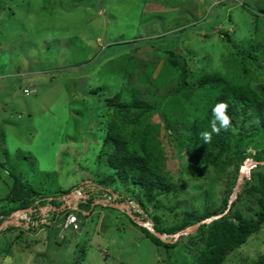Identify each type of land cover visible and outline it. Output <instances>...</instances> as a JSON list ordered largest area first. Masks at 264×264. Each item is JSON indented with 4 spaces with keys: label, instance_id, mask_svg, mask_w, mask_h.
<instances>
[{
    "label": "rangeland",
    "instance_id": "1",
    "mask_svg": "<svg viewBox=\"0 0 264 264\" xmlns=\"http://www.w3.org/2000/svg\"><path fill=\"white\" fill-rule=\"evenodd\" d=\"M11 8L14 15L0 23V214L6 216L18 208L7 199L14 181L10 173L45 196L91 180L125 197L142 195L115 176L108 181L112 174L107 157L101 167L97 165L105 144L95 119L99 100L93 91L104 88L103 95V90L99 93L103 108L99 116L106 122L107 99L123 86L128 64L134 59L159 62L161 57L144 47L122 51L130 50L129 43L136 48L140 40L175 35L171 39L196 77L204 71L233 76L229 58L236 46L260 43L264 50V16L258 14L264 0H14ZM161 65L151 81L159 80ZM143 70L144 64L133 70L129 76L133 84L151 82L145 81ZM256 75L264 83V73ZM152 122L163 126L162 113H156ZM246 129L255 131L250 124ZM258 137L257 145L264 149V132ZM160 139L175 189L144 214L156 212L162 229L179 226L187 213L202 217L207 209L219 213L200 225L257 211V200L243 193L257 166H241L234 186L214 169L193 177L185 171L186 158L178 155L166 133ZM95 211L88 220L78 216L83 222L79 236L67 231L61 237L54 226L36 236L0 232V264L193 263L199 232L192 238L177 233L172 239L178 247L166 249L155 245L119 210L98 206ZM262 255L264 228L229 254L224 264H251Z\"/></svg>",
    "mask_w": 264,
    "mask_h": 264
},
{
    "label": "trees",
    "instance_id": "2",
    "mask_svg": "<svg viewBox=\"0 0 264 264\" xmlns=\"http://www.w3.org/2000/svg\"><path fill=\"white\" fill-rule=\"evenodd\" d=\"M13 1L0 0V23L6 22L10 16L14 15V10L11 8ZM248 12L254 16L257 15L250 10ZM258 14L264 16V9L259 10ZM174 36L140 40L136 42L138 43L136 48L132 47V44H135L132 42L129 43L130 50H122L131 53L135 49L150 48L152 51L150 53L154 57L155 51L160 53L161 57L159 62H155L153 58L148 61L134 59L128 64L124 71L123 86L114 97L107 99L108 105L105 110L110 114L106 116L109 117L106 122L105 120L100 121L101 116H99L103 109L100 105L101 94L99 93L103 90V95L104 88H97L93 91L96 99L99 100L96 102V106H99L95 119L98 120L99 129L104 134L105 147L107 145L110 147L106 150L104 147L100 151L97 165L101 167L102 159L107 157L106 166L112 174L108 181L113 182L115 177L119 178L135 190L141 191L142 195L125 197L116 189H110L105 184L91 180L95 184V190L88 192V199L81 204L80 209L89 211L88 216H84L88 219L94 214L97 196L108 189L111 191L107 192L118 198V203L130 199L144 212L150 206H155V202L160 197L171 194L175 185L169 172L166 171V153L160 139L162 132L166 133L175 144L178 155L186 158L185 171L193 177L214 169L217 173L229 177L231 185L234 186L239 178L241 166H244L247 160H251L258 165L253 172L254 179L246 180L243 193L247 198L257 200L259 205L257 211L248 217L237 212L232 217L225 216L214 220L209 225H201L196 231V233L199 232V238L192 264H224L229 254L241 249L252 236L259 234L264 228V171L262 170L264 166L261 165L264 163V149L257 145L259 133L264 132V83L256 75V73L259 75L264 73V50L260 43L236 46L234 54H230L229 58L233 76H226L219 71L214 73L204 71L196 77L189 61L179 49H176L177 45L171 39ZM158 43H160L159 46H157ZM119 46H124V44ZM61 47L59 45V48ZM61 49L63 51V47ZM160 63L162 65L158 72L159 80H152L153 84H151L152 75H155ZM141 64H144L145 81H151L144 86L133 84L129 77L133 70H138ZM161 89L166 92L160 94L158 90ZM199 100L203 104H200ZM219 103L227 104L230 123L219 133H212V141L206 144L201 133L212 132L213 108ZM158 112L162 113L163 126L152 122ZM249 124L255 127V131L249 132L246 129ZM182 128L185 129L183 132H181ZM249 149H253L252 153L248 152ZM10 174L14 181L7 199L16 204L17 209L28 208L38 198L46 197L30 188L26 182L13 173ZM53 204L58 206L56 201ZM112 206L114 207L112 209H117L114 204ZM109 208L111 207L107 205L106 209ZM218 213L208 209L202 217L187 213L179 226L168 230L162 229V219L156 212L150 213L148 218L153 221L154 231L157 234H176ZM1 215L6 216L7 213ZM77 215L83 216L81 212ZM135 221L134 219L131 222L137 226ZM82 226L83 222L79 219V230ZM140 229L158 247L166 249L178 247V243L173 244L171 239L163 242L147 229L141 227ZM8 230L13 232L15 228ZM70 231L74 233L73 229ZM195 242L189 239V243L194 244ZM251 264H264V255Z\"/></svg>",
    "mask_w": 264,
    "mask_h": 264
},
{
    "label": "built area",
    "instance_id": "3",
    "mask_svg": "<svg viewBox=\"0 0 264 264\" xmlns=\"http://www.w3.org/2000/svg\"><path fill=\"white\" fill-rule=\"evenodd\" d=\"M24 93L28 95L29 90L25 89ZM94 190L93 183H84L79 188L57 196L40 197L28 208L16 209L3 223V229L12 226L21 233L50 229L54 226L59 229L60 236L71 229L76 232L79 229L77 213L81 210V204L88 199V192ZM113 197L110 193L104 192L97 196L96 203L112 206V204L118 203L112 199ZM54 201L58 203V206L53 204ZM110 202L114 203L109 204ZM119 208L131 214L143 215L140 207L130 199L119 202ZM141 226L150 228L151 224L142 223Z\"/></svg>",
    "mask_w": 264,
    "mask_h": 264
},
{
    "label": "clouds",
    "instance_id": "4",
    "mask_svg": "<svg viewBox=\"0 0 264 264\" xmlns=\"http://www.w3.org/2000/svg\"><path fill=\"white\" fill-rule=\"evenodd\" d=\"M25 90V89H24ZM23 90V91H24ZM227 108H228V106H227V104L226 103H219V104H217L216 106H215V108H213V115H214V119H213V121H212V132L210 133V132H207V131H205V132H202L201 133V137H202V139H203V141L207 144V143H210L211 141H212V133H219L220 132V130L221 129H223V128H227L228 126H229V123H230V118H229V116H228V114H227ZM258 164L256 163V165L255 166H257ZM261 165H263V163L261 164ZM245 166V165H244ZM243 166V167H244ZM77 188V187H76ZM72 190V189H71ZM70 191V190H69ZM107 191H111V190H107ZM50 196V195H49ZM51 196H55V195H51ZM137 205V204H136ZM95 206H96V208L98 207V206H102L101 204H98V203H96L95 204ZM102 207H107V206H105V205H103ZM108 207H111V208H114V207H112V206H108ZM95 208V209H96ZM86 209V208H85ZM141 209V208H140ZM117 210H119L120 211V213H122L123 215H127L130 219H131V221L132 220H136L135 222L137 223V226L140 228H144V229H147L149 232H151L152 233V231L153 232H155L154 231V223H153V221L152 220H150L149 218H148V216L146 215V214H144V211L142 210V212H143V215L141 216V215H138V214H131V213H128V212H125V211H123L122 209H120L119 208V206H118V208H117ZM80 212L84 215V216H88V214H89V211L86 209L85 211H83V210H80ZM96 211L94 210V213H95ZM13 213V212H12ZM11 213V214H12ZM10 214V215H11ZM78 214V213H77ZM10 215H8V216H3V215H1L0 216V221H2V223H1V225L5 222V220L10 216ZM91 217V216H90ZM89 217V218H90ZM77 218H78V221H79V217H78V215H77ZM88 218V219H89ZM87 218H86V220H88ZM142 223H145V224H148V223H150L151 224V226H150V228H146V227H143V226H141V224ZM132 224H133V222H132ZM1 225H0V227H1ZM201 226V225H200ZM9 228H13L12 226H9L7 229H3L1 232H3V231H7ZM198 229V228H197ZM46 229H44V230H36V232H34V231H30V232H18V231H16V233H18V234H30V233H33V235H38V234H40L42 231H45ZM184 230H187V229H184ZM184 230H182V231H180V232H178L179 233V235L180 236H182V235H191V234H188V233H185V234H182V232L184 231ZM80 231H82V228L79 230H77L76 231V233H79ZM196 232V231H195ZM194 232V233H195ZM193 233V234H194ZM153 234V233H152ZM177 234V233H176ZM176 234H171L170 236H167L166 234H157V237L159 238V239H161V240H165V239H168L169 237H174ZM163 238V239H162ZM164 242V241H163Z\"/></svg>",
    "mask_w": 264,
    "mask_h": 264
},
{
    "label": "water",
    "instance_id": "5",
    "mask_svg": "<svg viewBox=\"0 0 264 264\" xmlns=\"http://www.w3.org/2000/svg\"><path fill=\"white\" fill-rule=\"evenodd\" d=\"M254 166V165H256V163L255 162H253V161H251V160H247L246 161V163H245V168H249L250 166ZM263 165H264V163H263ZM113 207V206H112ZM200 227V223L198 224V225H196V226H193V227H190V228H188L187 230H184L183 232H182V234H185V233H188V234H193L196 230H197V228H199ZM3 228H4V224H2L1 225V227H0V232L3 230ZM152 233L155 235V236H157V233L156 232H153L152 231Z\"/></svg>",
    "mask_w": 264,
    "mask_h": 264
},
{
    "label": "bare ground",
    "instance_id": "6",
    "mask_svg": "<svg viewBox=\"0 0 264 264\" xmlns=\"http://www.w3.org/2000/svg\"><path fill=\"white\" fill-rule=\"evenodd\" d=\"M105 193H110V192H105ZM110 195H112L111 193H110ZM112 196H114V195H112ZM113 200H115V201H117V197L116 196H114L113 198H112ZM118 202V201H117ZM111 203H114V202H110L109 204H111ZM116 204V205H115ZM114 204V206H116V208H118V206H119V203H115ZM17 230H16V228H15V230L13 231V232H16ZM169 239H171L173 242H174V240L172 239V237H169L168 239H165V240H162V241H165V242H167Z\"/></svg>",
    "mask_w": 264,
    "mask_h": 264
},
{
    "label": "crops",
    "instance_id": "7",
    "mask_svg": "<svg viewBox=\"0 0 264 264\" xmlns=\"http://www.w3.org/2000/svg\"><path fill=\"white\" fill-rule=\"evenodd\" d=\"M95 213H96V212H95ZM95 213H94V214H95ZM94 214H93V215H94ZM80 232H81V231H80ZM80 232H79V233H80ZM79 233H78V236H79ZM71 234L74 235L73 232H72ZM28 235H30V234H28Z\"/></svg>",
    "mask_w": 264,
    "mask_h": 264
}]
</instances>
